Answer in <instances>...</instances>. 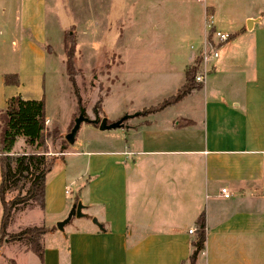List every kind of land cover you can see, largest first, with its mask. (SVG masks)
Here are the masks:
<instances>
[{
	"label": "crops",
	"instance_id": "1",
	"mask_svg": "<svg viewBox=\"0 0 264 264\" xmlns=\"http://www.w3.org/2000/svg\"><path fill=\"white\" fill-rule=\"evenodd\" d=\"M47 2L0 0L2 112L14 97L45 101L54 54L48 49L58 33L47 28ZM228 2L232 16L221 25L232 38L219 48L201 89L151 114L160 118L177 108L171 126L154 129L147 120L121 128L135 135L111 148L63 147L56 154L40 210L48 231L40 264H188L197 236L190 230L201 215L206 242L197 264H264V0ZM208 14L214 18L215 8L205 6L203 31L192 36L200 48L209 40ZM8 75L18 85L8 86ZM185 75L163 102L178 94ZM46 121L52 124L47 115ZM78 201L86 217L58 231Z\"/></svg>",
	"mask_w": 264,
	"mask_h": 264
},
{
	"label": "rangeland",
	"instance_id": "2",
	"mask_svg": "<svg viewBox=\"0 0 264 264\" xmlns=\"http://www.w3.org/2000/svg\"><path fill=\"white\" fill-rule=\"evenodd\" d=\"M228 1L48 0L47 28L58 33L51 37V42L57 41L55 45L51 43L55 51L48 49L54 54L49 55L45 77L46 115L52 122L46 124L44 152L47 157L59 156L63 147L70 150L85 146L86 150L111 148L120 139L125 141L135 135L131 130L129 134L121 129L101 131L85 122L75 144L69 145L65 136L81 108L86 111L87 118L107 119L108 124L129 117L124 127H133L147 120L154 121V129L171 126L174 113L179 111L177 108H171L160 118H154L152 111L175 94L184 79L188 59L203 48L192 36L197 37L203 31L205 6L215 8L217 30L229 32L221 25L232 16ZM239 1L246 3L247 0ZM190 31H193L192 35H189ZM71 41L75 42L76 51L72 59L73 69L69 71ZM5 44L9 51L12 48L10 40ZM199 64L197 58L189 70L198 69ZM71 79L76 84L80 105ZM4 106L0 99V116ZM40 152H43L42 148L27 146L22 137L14 149L16 155ZM27 189L28 184L22 196ZM72 191V197L76 196L75 187ZM18 194L12 185L6 193V201ZM20 207H24V211L13 215L8 235L0 233V264H40V258L33 253L29 241L14 242L12 237L26 229L45 228L41 225V209L35 203ZM2 215L0 201V225ZM83 219L74 218L69 225H80L79 221Z\"/></svg>",
	"mask_w": 264,
	"mask_h": 264
},
{
	"label": "trees",
	"instance_id": "3",
	"mask_svg": "<svg viewBox=\"0 0 264 264\" xmlns=\"http://www.w3.org/2000/svg\"><path fill=\"white\" fill-rule=\"evenodd\" d=\"M75 51L76 44L71 41L68 51L69 71L73 69L72 59ZM196 72L197 67L188 69L185 75L186 83L178 94L157 106L152 112H158L171 104L177 103L193 90L201 89V85L195 81ZM5 83L8 86L18 85V77L16 75H8L5 78ZM71 83L80 105L79 93L73 79H71ZM45 132L46 104L44 100L27 101L18 96L7 101L6 109L0 116V201L3 207L0 233L2 235H8V228L12 222L13 215L18 211H24V207H20L21 205L35 203L41 210L45 209L47 176L52 171L55 163V159L48 158L46 152H44L46 146ZM21 137L25 139L27 146L35 147L36 149L42 148L43 152L14 154L17 140ZM60 153H63V151ZM27 184L26 194L22 196ZM12 185H14L15 190L19 194L11 201H6V193ZM47 233L48 231L45 228H30L12 237V239L14 242L29 241L33 253L42 256L43 238ZM205 242L206 226L204 215H201L197 222V236L192 243L193 253L188 263L197 264L199 254L205 249Z\"/></svg>",
	"mask_w": 264,
	"mask_h": 264
},
{
	"label": "built area",
	"instance_id": "4",
	"mask_svg": "<svg viewBox=\"0 0 264 264\" xmlns=\"http://www.w3.org/2000/svg\"><path fill=\"white\" fill-rule=\"evenodd\" d=\"M206 28L209 31V40L204 44L203 48L198 54L200 64L195 76V81L199 85H202L209 75L211 71V62L219 57V48L222 45L228 43L232 38L230 34L222 33L215 28L214 18L211 14L207 15ZM46 124H48L47 121ZM222 194L226 199L230 198V194L228 193L227 189H223ZM196 232L197 228L190 230V234H194Z\"/></svg>",
	"mask_w": 264,
	"mask_h": 264
},
{
	"label": "water",
	"instance_id": "5",
	"mask_svg": "<svg viewBox=\"0 0 264 264\" xmlns=\"http://www.w3.org/2000/svg\"><path fill=\"white\" fill-rule=\"evenodd\" d=\"M86 111L81 108L79 116L74 120V125L71 129V131L65 136V140L69 145H74L76 141V137L80 131L81 125L83 123H90L94 126L98 127L101 131H107V130H115V129H121L124 127V122L129 118H123L119 120L118 122L114 124H108L107 119H95L91 120L86 117ZM85 206L81 201H78L77 203H74L68 216L63 221H60L57 223L56 228L60 232L65 231V227L69 225L74 218H85L86 214H84ZM93 223L97 225L100 229H102V226L98 223L97 219H93Z\"/></svg>",
	"mask_w": 264,
	"mask_h": 264
}]
</instances>
